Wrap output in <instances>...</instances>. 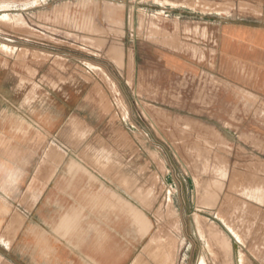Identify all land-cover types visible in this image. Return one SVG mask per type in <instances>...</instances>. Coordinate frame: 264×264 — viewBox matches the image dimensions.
Instances as JSON below:
<instances>
[{
	"label": "crops",
	"instance_id": "0c3cea01",
	"mask_svg": "<svg viewBox=\"0 0 264 264\" xmlns=\"http://www.w3.org/2000/svg\"><path fill=\"white\" fill-rule=\"evenodd\" d=\"M130 1L90 2L96 25L78 34L90 35L94 53L110 50L114 33L107 22L136 29L138 7L130 9ZM170 3L155 4L150 17L193 22L184 8ZM263 13L203 19L211 34L201 40L200 60L159 56L183 81L211 83L237 100L231 126L240 143L244 97L264 102ZM23 34L15 53L0 52V225L17 227L7 262L171 264L166 252L150 250L152 221L136 197L144 187L145 157L130 153L128 131L112 120L108 78L84 64L86 75L56 70L50 75L49 55L59 48L32 42L27 29ZM196 69L200 74L192 77Z\"/></svg>",
	"mask_w": 264,
	"mask_h": 264
},
{
	"label": "rangeland",
	"instance_id": "374dc122",
	"mask_svg": "<svg viewBox=\"0 0 264 264\" xmlns=\"http://www.w3.org/2000/svg\"><path fill=\"white\" fill-rule=\"evenodd\" d=\"M93 1L0 0V52L15 53L13 45L27 29L32 42L59 48L49 55L50 75H86V65L108 78L112 120L128 131L130 153L145 157L144 187L136 197L152 221L150 250L166 252L171 264H264V102L244 97L240 143L231 126L236 104L227 90L183 81L159 59L174 54L200 60L201 40L211 34L203 19L264 12V0H132L136 29L125 34L122 21L107 22L114 34L105 54L90 48V35L78 34L96 25ZM170 2L193 22L150 17L155 4ZM16 229L0 225V264H9Z\"/></svg>",
	"mask_w": 264,
	"mask_h": 264
},
{
	"label": "bare ground",
	"instance_id": "6f19581e",
	"mask_svg": "<svg viewBox=\"0 0 264 264\" xmlns=\"http://www.w3.org/2000/svg\"><path fill=\"white\" fill-rule=\"evenodd\" d=\"M85 5V4H84ZM84 8V7H83ZM88 11V10H87ZM77 12V11H76ZM83 18H84V16H83ZM82 18V19H83ZM89 18V17H88ZM78 19H79V17H78ZM140 19V18H139ZM85 23V22H84ZM227 197V196H226ZM225 199V198H224ZM237 207V206H236ZM253 211V210H252ZM251 211V212H252ZM247 214V213H246ZM252 214V213H251ZM255 218V217H254ZM253 221V220H252ZM11 225V224H10ZM12 227V226H11ZM10 228V227H9ZM9 231H11V230H7V232H9ZM234 231V230H233ZM158 233V232H157ZM232 234H233V232H232ZM10 236V235H9ZM4 239V238H3ZM6 240V239H5ZM156 241V240H155ZM169 241V240H168ZM4 242V241H3ZM7 242V241H6ZM170 242V241H169ZM4 244V243H3ZM166 244H167V242H166ZM169 244H171V243H169ZM9 245V244H8ZM241 260V259H240ZM244 261V260H243Z\"/></svg>",
	"mask_w": 264,
	"mask_h": 264
}]
</instances>
